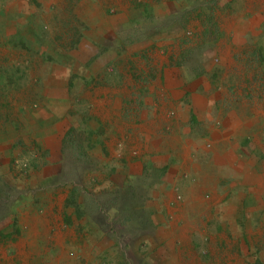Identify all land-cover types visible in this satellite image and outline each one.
Instances as JSON below:
<instances>
[{
    "label": "rangeland",
    "instance_id": "rangeland-1",
    "mask_svg": "<svg viewBox=\"0 0 264 264\" xmlns=\"http://www.w3.org/2000/svg\"><path fill=\"white\" fill-rule=\"evenodd\" d=\"M196 80L216 91L203 120ZM263 114L264 0H0V264H165L166 202L195 182L175 261L264 264ZM147 123L159 149L135 146ZM226 124L248 128L224 140ZM24 199L44 223L23 220Z\"/></svg>",
    "mask_w": 264,
    "mask_h": 264
},
{
    "label": "crops",
    "instance_id": "crops-1",
    "mask_svg": "<svg viewBox=\"0 0 264 264\" xmlns=\"http://www.w3.org/2000/svg\"><path fill=\"white\" fill-rule=\"evenodd\" d=\"M157 10H158V12H162V8H158ZM99 22H100L101 25L104 26V29H106V28L108 29V26L106 25V23L101 18H100ZM244 24L242 26L239 25V27L237 26V29L239 31V32H236L237 36H239V34H241V33H244L245 29H251L249 21L247 22L248 25L246 24V26H244ZM226 29L229 30L228 28H226ZM233 39H234V36H233ZM225 50L221 53V57L224 56L223 53L225 52ZM228 50H230V48H228ZM163 60H164V57H162V61ZM167 80H168V82L170 84L176 85V81L178 80L177 79V75L173 71L167 72ZM57 84H59V85H57V90H58L57 96H58L59 94H63L65 81L58 82ZM200 84H202V88H203L204 92H201V93L200 92H196V94H193L192 97L196 101V108L199 109V113H198L199 118L201 120H203L205 118L204 114H206L207 112H209V117H211V114H212L211 108H212V105H213L212 104V101H213L212 99L214 98L216 91L215 92L211 91L213 89V87L210 85L209 81H206V80H200V81L196 80L194 82V84H193L194 86H196V90L198 88H200ZM124 92H126V89H124ZM206 92H208L209 94H206ZM178 95H181V93L176 94V97H179ZM103 101H104V99L97 100L96 106L98 108H100V106L103 105L102 104ZM115 105L118 106V103L116 102ZM183 114L187 116V111H185ZM143 116H144V113H143ZM247 128L248 127H245V126H239V127L234 129V127H232V125H227L226 124V125H224V128L222 129V131H225V133L222 134L223 137L221 139L228 140L229 139V135H231V134L234 135L235 133H237L239 131L242 132L243 129H247ZM156 130L157 129L153 126V124H151V123L144 124L143 127H142V131H141V134L145 135L144 136V141L143 142L142 141L136 142L135 146L138 145L139 143H142L141 145H145V146L147 144L151 145V146L154 145V144H157V148L156 149H159L160 145L163 146V141H161V138L160 137L158 138L155 135ZM212 131H213V129L211 128L210 129V133ZM239 135H241V133H239L238 136ZM54 136H55V133H54V131H52V132L46 133L45 135H42L41 136V140H42V142L44 144H46L48 142L47 140L48 139H54ZM0 138H1V136H0ZM153 138H155V139H153ZM49 142H51V141H49ZM174 142L179 144V146L181 148L183 147V149L181 150V157L184 158V160L182 161L183 165H185V167H187V169L189 171L194 173V171L191 170V167H192L191 166L192 154L190 152V147H189L190 141L181 142L180 138L177 137L174 140ZM180 143H181V145H180ZM203 143L207 144L205 149L208 150L211 146L215 145L217 143V141L216 140L213 141V142L211 140L208 141V138H206V139L203 140L202 144ZM158 144H159V146H158ZM214 147L215 146H213L212 148H214ZM212 148H211V150H212ZM146 149H148V148H146ZM95 152H98V150L96 149ZM140 153H142V151H140ZM165 160H166V157H163L162 161H165ZM189 162H190V164H189ZM140 165L141 164H139L138 161H137V165H136V166H138L137 169L140 168ZM51 176H52V174H51ZM262 181H259V182L256 183L257 186H258V189L260 191H262V188H263V182L264 181L263 182ZM248 182L253 183L251 180H248ZM245 184L246 183H242V185H245ZM192 190H193V192H191ZM192 193H194V194H192ZM168 195H170V192H169ZM169 198L171 199L170 201H177L178 200V196L176 194H172L171 196H169ZM59 202L62 203V198L59 199ZM169 203L170 202H168V201L166 202L167 209H168V212H170L171 214L174 215L175 222L171 223L172 226L169 229L160 230V232L163 233L164 235H167L166 238H168V242H167V244H165V247L163 249V257H164L163 260H164L165 264H176L178 261L177 262L175 261L176 260L175 257H177L179 255V259L181 260L183 250L186 249V248H188V249L191 248V240H190V238L193 235L192 230L194 231L195 229H194L193 223H189L188 220H186V219H188L190 212H196V182H195V184H193L188 189V194H187V196L185 197V199L182 202L179 201L173 208L170 205H168ZM231 204L228 206V209H231L230 208ZM21 212H22L23 220H24V217H26L28 223L29 224L31 223L32 227H33V224L37 225L38 223H41V222L44 223V219L43 218L41 219L38 215H36L34 210L30 207V201L28 199H24L23 201H21ZM230 213H231V210H230ZM193 215H196V213H194ZM181 221L183 222L182 224H181ZM71 232H72V230H71ZM58 237H59V240H60V243H61L62 235L59 234ZM176 240H179L180 244H181L179 247L177 246L178 247L177 251L174 250L175 247L173 245H169V244H174V242ZM23 249H24V245L20 244L19 252L21 253V251ZM83 249H84L83 250L84 256L91 263V260L97 255V253H98L100 248L97 249L96 251H94L93 248L91 249L90 246L87 245ZM3 252L5 254L7 252V250H3ZM4 256H6V255H4ZM195 259L192 258V260L188 264H196V260ZM71 264H73V263H71ZM177 264H180V263L178 262Z\"/></svg>",
    "mask_w": 264,
    "mask_h": 264
},
{
    "label": "bare ground",
    "instance_id": "bare-ground-1",
    "mask_svg": "<svg viewBox=\"0 0 264 264\" xmlns=\"http://www.w3.org/2000/svg\"><path fill=\"white\" fill-rule=\"evenodd\" d=\"M17 9V8H16ZM256 21V20H255ZM225 62V61H224ZM173 76V75H172ZM251 165V164H250ZM249 169V168H248ZM239 173V172H238ZM244 173V172H243ZM252 176V175H251ZM204 179V178H203ZM247 180V179H246ZM204 182H205V180H203ZM209 181V180H208ZM203 182V183H204ZM257 182V181H256ZM207 183V182H206ZM201 185V184H200ZM206 187V186H205ZM201 188V187H200ZM204 188V186L201 188V189H203ZM205 189V188H204ZM191 192H193V190L191 191ZM197 193H198V186H197ZM202 193V192H201ZM192 194H194V193H192ZM195 196V195H194ZM197 196H198V194H197ZM192 199V198H191ZM198 200V199H197ZM201 200V199H200ZM198 202V201H197ZM179 214V213H178ZM237 217V216H236Z\"/></svg>",
    "mask_w": 264,
    "mask_h": 264
}]
</instances>
